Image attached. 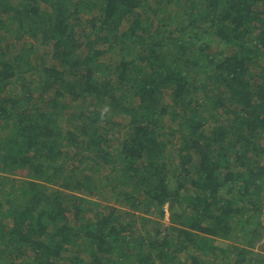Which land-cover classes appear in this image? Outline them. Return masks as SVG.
Listing matches in <instances>:
<instances>
[{
	"label": "trees",
	"instance_id": "obj_1",
	"mask_svg": "<svg viewBox=\"0 0 264 264\" xmlns=\"http://www.w3.org/2000/svg\"><path fill=\"white\" fill-rule=\"evenodd\" d=\"M263 56L264 0H0V264H264Z\"/></svg>",
	"mask_w": 264,
	"mask_h": 264
},
{
	"label": "rangeland",
	"instance_id": "obj_2",
	"mask_svg": "<svg viewBox=\"0 0 264 264\" xmlns=\"http://www.w3.org/2000/svg\"><path fill=\"white\" fill-rule=\"evenodd\" d=\"M12 39V38H11ZM11 39H9V40H11ZM19 44H21V42L19 43ZM19 44H18V46H19ZM18 46H16L15 48H17ZM14 48V49H15ZM82 50V49H81ZM80 51V50H79ZM228 51H230V50H228ZM78 54H82V51H80V52H78ZM263 58H264V56H263ZM200 95H201V98H202V100L204 99V97H205V95L204 94H201V93H199ZM209 94H211V93H209ZM205 101V100H204ZM204 101H201V102H204ZM90 111H94V107L91 105V107H90V109H89ZM99 112L101 113V111L99 110ZM115 117V116H114ZM116 117H118L116 120H120L121 119V121H122V125H124V124H126V123H128V120L126 119V118H122L121 116H119V115H116ZM121 117V118H120ZM61 123L64 125L65 124V126H66V123H65V120H62L61 121ZM100 124H103V125H105L106 123L104 122V121H100ZM171 124H175V122H172ZM106 126V125H105ZM74 164H78V161H76V162H74ZM83 194H86V195H88L87 193H83ZM263 220H264V213H263ZM166 223L167 224H165L164 226H163V228L164 229H166L167 228V225H168V222L166 221ZM218 244H221V245H226L227 243L226 242H219Z\"/></svg>",
	"mask_w": 264,
	"mask_h": 264
}]
</instances>
